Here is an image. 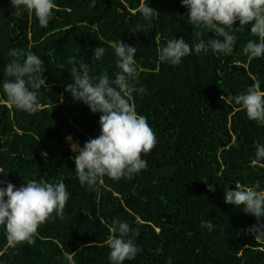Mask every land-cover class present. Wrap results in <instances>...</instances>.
I'll return each mask as SVG.
<instances>
[{
	"label": "trees",
	"instance_id": "trees-1",
	"mask_svg": "<svg viewBox=\"0 0 264 264\" xmlns=\"http://www.w3.org/2000/svg\"><path fill=\"white\" fill-rule=\"evenodd\" d=\"M55 2L52 20L42 27L26 11L18 15L11 0H0V174L17 188L32 179H60L71 195L63 218L44 223L33 245L13 248L0 227V264H72V253L75 264H111L106 241L118 235L111 232L113 218L140 229L136 243L143 251L125 264H168L169 259L172 264H264V239L249 232L256 218L224 201L226 187H264V167L252 163L256 145L264 143V127L228 103L257 79L264 90V59L243 52L255 38L250 26L235 33L230 55L192 54L174 67L159 60L160 46L172 38L191 43L195 31L181 0H149L157 11L150 25L138 11L148 0ZM201 38L215 37L201 30ZM120 39L138 49V80L147 93L132 103L158 143L144 157L147 171L132 180L104 177L94 192L81 186L67 138L82 147L98 136L99 114L65 90L79 63L68 61L75 56L90 66V74L114 78L119 69L113 44ZM98 46L104 57L91 65ZM12 48L45 62L49 89H41L43 107L34 115L10 107L2 90ZM209 184L216 185L215 192L208 191ZM204 220L216 230L202 229Z\"/></svg>",
	"mask_w": 264,
	"mask_h": 264
},
{
	"label": "clouds",
	"instance_id": "clouds-1",
	"mask_svg": "<svg viewBox=\"0 0 264 264\" xmlns=\"http://www.w3.org/2000/svg\"><path fill=\"white\" fill-rule=\"evenodd\" d=\"M11 5L19 15L28 12L42 27H47L53 18L57 4L55 0H11ZM187 10L189 24L195 26L193 41L183 38L170 39L159 48V60L171 66H180L192 54L230 55L237 43V31L243 32L250 26L255 37L243 49L249 59H264V0H181ZM138 11L150 25L157 12L148 3ZM236 22L239 27H234ZM201 30H209L215 38H201ZM131 32H136L135 29ZM222 38V39H221ZM138 49L124 43L121 39L113 44L118 72L114 78L106 72L90 74V66L77 57L69 58L73 69V83L66 86L74 102L82 103L93 114H99L100 134L88 139L81 147L71 143L75 172L81 186L89 191L99 192L103 178L114 181L132 180L148 170L144 158L156 147L158 140L147 119L138 114L132 103L134 97H142L147 88L139 84V69L136 62ZM105 49L101 46L93 50L92 64L102 60ZM11 58L4 72L8 77L2 83L10 107L34 115L41 111V89H49L44 73L47 71L44 60L31 51L12 48ZM224 100V97H221ZM228 103L240 106L249 120L264 127V90L259 79L249 86L246 92L228 98ZM69 141L71 137L67 138ZM43 155H47L46 153ZM253 165L264 167V143L256 145ZM0 227L6 232L10 245H33L39 238V228L48 221L63 218L65 207L70 199L67 186L60 179L52 182L28 180L19 188L0 174ZM208 191L215 192L216 185L209 184ZM224 201L237 209L242 206L246 215L256 218L257 224L250 230L255 239H264V187L254 185L243 187L235 185V190L224 189ZM139 223V217L136 218ZM201 228L209 233L217 226L211 220L201 222ZM111 232L106 241L111 264H125L134 261L143 249L136 243L140 235L139 227L127 221L113 218ZM72 253L68 259L75 264ZM168 264H172L169 259Z\"/></svg>",
	"mask_w": 264,
	"mask_h": 264
},
{
	"label": "rangeland",
	"instance_id": "rangeland-1",
	"mask_svg": "<svg viewBox=\"0 0 264 264\" xmlns=\"http://www.w3.org/2000/svg\"><path fill=\"white\" fill-rule=\"evenodd\" d=\"M73 142L77 143V142L72 138V140L70 141V143H73ZM78 144H79V143H78Z\"/></svg>",
	"mask_w": 264,
	"mask_h": 264
}]
</instances>
